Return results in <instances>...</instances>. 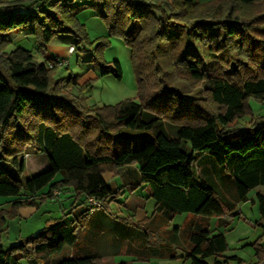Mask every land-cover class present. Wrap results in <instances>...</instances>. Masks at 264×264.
Instances as JSON below:
<instances>
[{
    "label": "trees",
    "instance_id": "obj_1",
    "mask_svg": "<svg viewBox=\"0 0 264 264\" xmlns=\"http://www.w3.org/2000/svg\"><path fill=\"white\" fill-rule=\"evenodd\" d=\"M74 1L0 0V197L12 199L13 216L40 196L54 200V192L57 198L68 192L72 199L36 235L7 249L0 244V264H50L65 248L57 264H101L118 254L174 259L178 250L190 264L240 261L225 256V235L212 233L208 220L227 228L248 194L264 188V116L249 105L264 104V0ZM83 10L129 49L137 101L89 108L75 92L87 91L90 81L55 78L61 63L47 54L54 38L91 48L77 18ZM18 30L36 39L35 52L9 49L5 38ZM107 44L103 38L91 49V60L102 75L120 79L119 63L112 69L101 58ZM244 117L249 121L239 127ZM138 135L145 140L134 150ZM28 147L48 168L26 177ZM133 166L154 203L152 215L136 222L112 214L121 190L104 180ZM88 199L99 207L87 206ZM255 200L264 228V195L257 192ZM178 214L190 218L167 230ZM262 238L252 244L257 262L264 260Z\"/></svg>",
    "mask_w": 264,
    "mask_h": 264
},
{
    "label": "rangeland",
    "instance_id": "obj_2",
    "mask_svg": "<svg viewBox=\"0 0 264 264\" xmlns=\"http://www.w3.org/2000/svg\"><path fill=\"white\" fill-rule=\"evenodd\" d=\"M54 1V0H51ZM206 2L209 0H199ZM83 0H75L71 3L73 6L81 5ZM49 3H45L43 8L48 10ZM77 18L84 24L90 47H84L76 43L69 36H58L47 45V54L57 58L61 65L55 70V78L62 79L63 84H67L69 77H76L79 84L86 81L91 82L90 88L78 94L82 99L83 105L89 108H97L104 105H115L126 99H138L137 85L130 60V51L124 45L119 37L107 35L105 25L90 10H83L77 14ZM106 38L108 44L101 50V58L106 62V67L114 69V62H118L121 69V78L115 77L116 73L102 75L103 69L91 60V49H97L96 46ZM6 40L11 42L10 50L20 47L35 52L37 47L36 39L27 34V30H18L10 33ZM74 47L72 54L68 49ZM77 47V49H76ZM85 49V50H83ZM0 56H4L0 52ZM249 105L255 116H264V104H259L254 100L249 101ZM249 118L244 117L239 121V127L247 125ZM145 140L144 135H138L134 138L133 149L139 150ZM26 153L29 158L26 159L24 175L26 177L32 174L40 173L48 168V162L42 155L36 153L33 147H28ZM0 167H4L0 163ZM59 178V176H58ZM137 169L135 166L120 169L115 176L108 173L104 174V180L109 188L113 191L121 190V195L110 205L111 212L114 216L128 217L133 221H139L145 217L149 218L153 213V201L147 199L143 186L137 183ZM259 192L264 195V188L260 187L248 194V200L238 205L236 212L238 216L231 219L227 228L217 227V218L212 217L208 220V225L212 233H223L226 238L228 250L225 253L227 257H236L240 261H230V264H254L257 262L254 256L255 250L252 244L264 234V228L258 226L260 217L258 213L255 194ZM58 192H54V200L46 199L44 196L35 198L34 205H26L18 210L17 215H9L12 208V199L0 197V210L4 213L6 219L5 230L1 233L0 244L4 249L10 245L16 244L28 236L36 235L47 222L59 218L62 213L70 208L71 199L67 195L56 197ZM23 198H26L24 196ZM254 199V202H253ZM190 215H175L168 223L167 230L173 227H182ZM181 247L187 248L185 244ZM67 248L61 253L50 258V264H57L67 254ZM174 259L154 258L146 262L135 260L134 257L125 254L106 256L101 260V264H119L128 262L130 264H190L185 259L184 252L178 250ZM21 264H25L21 262Z\"/></svg>",
    "mask_w": 264,
    "mask_h": 264
},
{
    "label": "built area",
    "instance_id": "obj_3",
    "mask_svg": "<svg viewBox=\"0 0 264 264\" xmlns=\"http://www.w3.org/2000/svg\"><path fill=\"white\" fill-rule=\"evenodd\" d=\"M72 52H73V47H70L68 49V53L71 54ZM52 66H53L52 64H49V67H52ZM86 204L89 207H95V208L99 207V204L97 202H95L93 199H88L86 201ZM261 245H262V247H264V238H262V240H261ZM256 264H264V260H261V261L257 262Z\"/></svg>",
    "mask_w": 264,
    "mask_h": 264
},
{
    "label": "crops",
    "instance_id": "obj_4",
    "mask_svg": "<svg viewBox=\"0 0 264 264\" xmlns=\"http://www.w3.org/2000/svg\"><path fill=\"white\" fill-rule=\"evenodd\" d=\"M72 202V199H71V201H70V203ZM153 206H154V203H153Z\"/></svg>",
    "mask_w": 264,
    "mask_h": 264
}]
</instances>
